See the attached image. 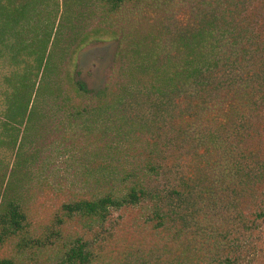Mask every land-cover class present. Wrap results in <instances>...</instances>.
Here are the masks:
<instances>
[{
	"label": "trees",
	"instance_id": "obj_1",
	"mask_svg": "<svg viewBox=\"0 0 264 264\" xmlns=\"http://www.w3.org/2000/svg\"><path fill=\"white\" fill-rule=\"evenodd\" d=\"M102 1L110 12L124 2ZM240 6L231 10L210 0L191 22L168 28L160 22L157 40L138 34L128 49L122 41L114 70L119 82L95 91L79 78L77 54L92 41L114 36L86 33L79 41L78 36L63 41L54 33L60 0L0 1V162L30 178L35 168L15 158V151L23 153L29 137L41 136L48 130L46 120L58 116H79L90 124L86 131L94 125L113 133L112 142L129 138L117 110L125 101L122 112L144 128L143 139L160 117V149L147 141L154 148L152 164L132 170L102 167L120 182L100 196L64 204L66 211L104 222L112 209L150 202L161 225L172 223L180 236L198 222L201 204L220 196L240 204L254 191L264 194V22H253L261 15L264 20V7L239 13ZM79 99L88 104L78 107ZM148 103L150 114L143 115ZM107 151L100 146L95 154L112 159L113 150ZM159 176L167 181L160 187L150 180ZM3 200L0 226L21 229L26 217L15 188H8ZM89 247L82 240L72 249L76 263H89Z\"/></svg>",
	"mask_w": 264,
	"mask_h": 264
},
{
	"label": "rangeland",
	"instance_id": "obj_2",
	"mask_svg": "<svg viewBox=\"0 0 264 264\" xmlns=\"http://www.w3.org/2000/svg\"><path fill=\"white\" fill-rule=\"evenodd\" d=\"M209 1L124 0L118 10L110 12L102 0H60L54 33L63 41L76 36L79 41L86 33L105 32L114 36L92 41L77 54L79 78L93 90L100 91L107 85L115 87L119 82L114 70L122 41H126L123 47L128 49L133 37L146 35L149 41L157 40L160 22L167 28L178 22H191L196 10ZM218 1L231 10L241 4L239 13L252 7H264V0ZM255 21L264 22L262 15ZM55 38L54 35L52 40ZM75 101L78 107L88 104L84 99ZM123 103L117 110L127 123L129 138L112 142L108 136L113 133L101 131L94 125L86 131L90 124L82 122L79 116H58L46 120L48 130L41 136L29 137L23 153L18 155L19 149L15 151V158L35 168L30 178H25L24 172H14L12 164L7 168V163L0 162V206L8 188H15L26 217L19 230L4 231L0 226V260L11 259L13 264H81L76 263L78 259L71 254L83 240L90 243L88 264H211L219 261L264 264L262 190L254 191L240 204L236 198L226 196L201 204L198 222L190 224L180 236L172 223L161 225L150 202L112 209L104 222L64 209V204L100 196L101 191L120 182L108 172L104 174L102 167L132 170L152 164L149 155L154 148H150L147 141L155 142L160 149V117L156 128L147 130V139H143L140 132L144 128L124 116ZM150 105L143 107V115L149 113ZM157 110L155 118L160 115V107L157 106ZM131 111L139 112L136 107ZM100 146L108 150L107 153L113 150L112 159L101 160L95 154ZM33 151L39 156L33 157ZM157 159L160 161V153ZM150 180L158 187L167 182L165 178L160 182V176Z\"/></svg>",
	"mask_w": 264,
	"mask_h": 264
}]
</instances>
